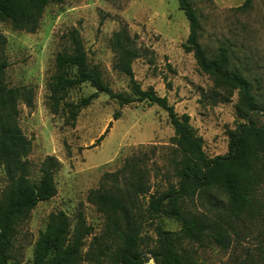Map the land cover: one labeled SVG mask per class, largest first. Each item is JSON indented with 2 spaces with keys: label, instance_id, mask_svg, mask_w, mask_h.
Returning a JSON list of instances; mask_svg holds the SVG:
<instances>
[{
  "label": "rangeland",
  "instance_id": "obj_1",
  "mask_svg": "<svg viewBox=\"0 0 264 264\" xmlns=\"http://www.w3.org/2000/svg\"><path fill=\"white\" fill-rule=\"evenodd\" d=\"M244 1L191 0L199 15V43L209 56L218 47H226L233 63L253 83L258 103L264 107V0H251L247 8L236 9ZM72 28L78 29L87 61L100 70L103 81L113 91L131 95L128 77L113 69L111 36L124 28L145 54L132 63L134 78L142 89L151 86L165 96L177 114L189 115L207 156L226 153V132L235 126L237 95L219 99L211 79L200 71L192 53L183 49L189 29L177 0H61L46 6L32 33L0 20L9 63L5 81L9 86L34 88L33 107L19 105L20 127L32 144L28 155L31 179L39 178V166L47 155L60 163L54 174L56 194L39 202L19 229L14 251L19 264H32L35 241L51 212L63 211L72 220L81 212L97 234L104 218L87 201V194L98 187L103 173L117 170L126 157L145 153L150 192H161L176 182L174 132L159 106L146 101L119 105L116 99L99 93L71 121L63 103H78L94 92L88 83L68 88L61 103L51 104L47 84L56 72L54 57L68 50L67 34ZM116 111L119 117L113 119ZM253 120L264 128V111ZM258 190L264 201V187ZM218 198L217 206L223 210L227 198L223 193ZM187 209L203 207L188 202ZM159 222L168 230L180 227L170 218ZM233 227L227 230L226 248L208 243L198 249L197 264H264V222L234 221Z\"/></svg>",
  "mask_w": 264,
  "mask_h": 264
},
{
  "label": "trees",
  "instance_id": "obj_2",
  "mask_svg": "<svg viewBox=\"0 0 264 264\" xmlns=\"http://www.w3.org/2000/svg\"><path fill=\"white\" fill-rule=\"evenodd\" d=\"M60 1L0 0V20L13 29L32 33L46 6ZM250 2L245 0L236 9L243 10ZM177 3L188 21L184 51L192 53L200 71L211 79L219 99L226 101L237 95L235 126L226 132V153L207 156L189 115L177 114L167 98L151 86L141 88L132 63L145 54L124 28L111 36L113 69L128 77L131 95L115 92L103 81L100 70L87 61L78 29H70L68 50L55 55L56 72L47 84L51 104L61 103L68 88L88 83L94 92L78 103H63L71 121L99 93L116 99L119 105L146 101L159 106L174 132L171 142L177 155L173 160L176 182L161 192H150L145 153L126 157L117 170L103 173L98 187L87 194V201L104 218L101 230L95 234L81 212L73 220L63 211L51 212L35 241L32 264H144L150 259L154 264H197L199 248L208 243L228 246L227 230H233L234 221L264 222V201L258 196V189L264 187V128L253 120L264 107L258 103L253 83L233 63L226 47H218L209 56L199 43V15L191 0ZM4 44L0 35V264H19L14 254L19 229L39 202L56 194L54 174L60 163L47 155L39 166V178L31 179L28 155L32 144L20 127L19 105L33 107L34 88L7 84L9 63ZM118 117L119 111L114 112L113 119ZM219 193L227 198L223 210L217 206ZM186 200L203 209H187ZM164 217L179 222L180 227L164 229L159 222Z\"/></svg>",
  "mask_w": 264,
  "mask_h": 264
},
{
  "label": "crops",
  "instance_id": "obj_3",
  "mask_svg": "<svg viewBox=\"0 0 264 264\" xmlns=\"http://www.w3.org/2000/svg\"><path fill=\"white\" fill-rule=\"evenodd\" d=\"M144 264H154L152 259H150L148 262L144 263Z\"/></svg>",
  "mask_w": 264,
  "mask_h": 264
}]
</instances>
